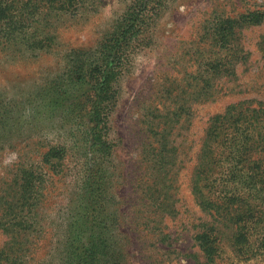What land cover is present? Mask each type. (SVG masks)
I'll use <instances>...</instances> for the list:
<instances>
[{"label": "trees", "instance_id": "trees-1", "mask_svg": "<svg viewBox=\"0 0 264 264\" xmlns=\"http://www.w3.org/2000/svg\"><path fill=\"white\" fill-rule=\"evenodd\" d=\"M81 1L0 0V50L46 51L54 41L53 23L60 15L73 16ZM169 1L133 0L95 48L69 51L62 71L51 81L48 96L38 99L36 109L41 111L37 116L46 113L51 123L61 124L64 129L59 132L64 137L57 143L37 139L33 143L42 147L36 149L37 163L17 164L12 178L3 182L0 233L6 240L0 246V264L36 260L49 181L67 175L71 160L73 198L57 264H121L115 240L117 219L111 209L114 170L109 117L118 81L136 53L145 48L153 23ZM262 24L264 5L234 18H217L211 40L228 56L226 61H213L211 77L234 75L236 61L244 59L237 48L241 30ZM204 82L197 94L207 99L213 84L208 79ZM24 118L35 117L27 112ZM149 128L156 139L148 166L152 174L146 186L148 209L164 217L173 209L172 193L181 162L177 149L169 144V123H150ZM29 136L21 134L20 138ZM190 187L200 210L214 218L197 226L193 240L202 255L197 264H217L222 229L226 228L232 231L229 237L236 252L248 246L254 235L256 248H264V102L240 101L207 120Z\"/></svg>", "mask_w": 264, "mask_h": 264}, {"label": "rangeland", "instance_id": "rangeland-1", "mask_svg": "<svg viewBox=\"0 0 264 264\" xmlns=\"http://www.w3.org/2000/svg\"><path fill=\"white\" fill-rule=\"evenodd\" d=\"M132 1L82 0L73 16L60 15L53 23L54 41L46 51L0 50V190L17 164L37 163L36 149L42 147L33 142L57 143L64 137L59 132L64 127L51 123L46 113L38 117L41 108L37 110L36 105L40 96H48L69 51L95 48ZM261 5L264 0H170L153 23L145 48L136 53L118 81L108 137L114 170L111 209L117 219L115 240L121 264H197L202 260L193 237L200 223L214 218L200 210L190 185L207 120L240 101L264 102V24L241 30L237 48L244 59L236 61L230 77H211L213 61H226L228 56L213 44L211 28L219 17L234 18ZM207 79L213 84L210 96L199 98L197 87ZM27 112L35 118L25 121ZM166 121L171 129L169 144L177 149L181 164L172 193L173 209L161 217L148 209L146 195L152 180L150 151L156 139L149 127ZM21 134L31 138L22 139ZM72 167L73 160L67 163V175L49 181L41 215L44 231L36 260L30 264H57L73 198ZM222 232L217 264H264V248H256L255 235L236 252L231 247V229ZM5 240L0 233V246Z\"/></svg>", "mask_w": 264, "mask_h": 264}]
</instances>
